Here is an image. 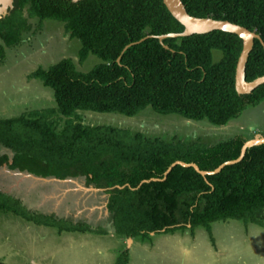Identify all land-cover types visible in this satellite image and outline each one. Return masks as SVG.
<instances>
[{
  "label": "trees",
  "instance_id": "obj_1",
  "mask_svg": "<svg viewBox=\"0 0 264 264\" xmlns=\"http://www.w3.org/2000/svg\"><path fill=\"white\" fill-rule=\"evenodd\" d=\"M188 12L241 24L264 41V0H183ZM27 10L28 16L24 12ZM64 23L82 47L80 62L90 54L100 62L83 72L69 58L33 71L54 90L57 107L32 110L0 119V142L13 151L0 156V166L42 178L85 177L87 187L105 189L107 208L115 232L127 238L149 239L152 233H174L206 227L217 221L264 220V144L247 150L242 161L217 174H200L178 160L214 170L240 156L247 138L238 135L212 146L170 142L143 132L109 125H86L73 119L79 110L118 112L135 116L147 107L161 114H179L224 126L241 116L248 106L264 101V84L240 94L235 74L243 39L230 32L168 37L161 42L148 35L184 31L163 0H13L0 18V37L6 46L20 42L30 31V18ZM135 43V44H132ZM129 46L125 51L124 49ZM0 45V58L4 56ZM223 57L214 61L213 51ZM264 75V45L255 39L246 67V79ZM66 117L57 131L50 117ZM157 178L143 182V180ZM164 179V180H163ZM142 183V184H141ZM23 201L0 190V211H13L40 225L60 231L107 230L92 225L64 226L41 214L21 210ZM128 249L116 264L129 263Z\"/></svg>",
  "mask_w": 264,
  "mask_h": 264
},
{
  "label": "rangeland",
  "instance_id": "obj_2",
  "mask_svg": "<svg viewBox=\"0 0 264 264\" xmlns=\"http://www.w3.org/2000/svg\"><path fill=\"white\" fill-rule=\"evenodd\" d=\"M24 14L28 16L27 10ZM29 23L31 30L24 31L14 46H6L0 37V45L5 46L4 56L0 58V119L57 107L53 88L29 76L38 68L47 69L69 58L80 71L88 72L100 62L94 54L80 62L82 43L70 36L63 22L46 19L39 28L40 19L35 17ZM222 57V51H213L214 61ZM52 118L60 132L67 118L60 115ZM73 119L86 125L143 132L147 137L170 142L212 146L238 135L247 140L264 135V101L248 106L240 117L224 126L213 125L206 119L197 121L174 113L161 114L150 106L135 116L79 110ZM3 154L11 158L13 151L0 142V156ZM85 186L84 177L46 181L27 172L10 170L6 163L0 166V190L23 201L24 206L16 208L51 217L48 220L64 226L80 221L79 225L114 228L112 215L105 206L107 195L104 191L87 190ZM94 234L60 232L56 226L37 224L13 211H0V264H116L114 256L119 253L122 256L127 249L128 264H264V220L262 224L234 219L217 221L212 223L211 231L200 226L193 232L188 228L155 233L149 239L124 237L121 243L122 237L117 234L111 237L113 240L107 239L109 245L105 238ZM114 240L118 241L115 247Z\"/></svg>",
  "mask_w": 264,
  "mask_h": 264
},
{
  "label": "water",
  "instance_id": "obj_3",
  "mask_svg": "<svg viewBox=\"0 0 264 264\" xmlns=\"http://www.w3.org/2000/svg\"><path fill=\"white\" fill-rule=\"evenodd\" d=\"M73 1L77 2L79 0H73ZM163 1L165 5L167 6V8L169 9V11L172 13V15L181 24L184 25L185 27L184 31L178 32V33H168V34H163V35H148L144 37L143 39H141L140 41L135 42V43H139L149 37H156L161 42H163V40L168 37H185V36H191L193 34H206V33H210L215 30L235 33L243 39V50L239 56L237 66H236V74H235V80H236L235 83H236V89L238 93L240 94L251 93L255 89H257L258 87L264 84V75L259 76L252 81H249L246 79L247 62L253 50L255 39H259L264 45V41L259 33L252 31L249 28L241 24L231 22L229 20L215 19L212 17L193 16L188 12L183 0H163ZM9 7H13V0H0V18L7 14ZM135 43H132V44H135ZM132 44L128 45L124 49V51ZM262 144H264V135H258L251 139H248L244 143L242 150H241V154L238 158L226 161L214 170H202L197 163H188V162L181 161V160L175 161L165 172L164 179L167 178L168 174L172 171L174 166L179 165V164L185 167L192 166L200 174H202L205 177L207 175L217 174L220 171H222V169H224L226 166L242 161V159L245 157L247 150L249 148L256 146V145H262ZM29 175H31L34 178L46 180V181L51 180V179L59 180V181L67 180V179L61 180L55 177L54 178H42V177H38L30 173ZM151 180H157V178L143 180L142 183L146 181H151ZM84 188L90 191L105 190V189H100V188H95V187H86V186Z\"/></svg>",
  "mask_w": 264,
  "mask_h": 264
},
{
  "label": "crops",
  "instance_id": "obj_4",
  "mask_svg": "<svg viewBox=\"0 0 264 264\" xmlns=\"http://www.w3.org/2000/svg\"><path fill=\"white\" fill-rule=\"evenodd\" d=\"M63 130V129H62ZM61 130V131H62ZM51 178H54V177H51ZM74 177H69V178H67V180L68 179H73ZM85 178V177H84ZM101 191V190H100ZM102 191H104V193H105V190H102ZM95 192H97V191H95ZM6 193H8V192H6ZM106 194V193H105ZM107 195V194H106ZM108 197V196H107ZM107 202H108V200H107ZM106 206V210L108 211V213H110L109 212V210H108V208H107V204L105 205ZM7 212H11V211H7ZM228 221V220H227ZM112 226H113V220H112ZM61 232V231H60ZM69 232H71V231H69ZM72 232H77V231H72ZM79 232H82V231H79ZM84 232V231H83ZM86 232V231H85ZM84 232V233H85ZM97 234V235H96ZM118 233L117 232H115V229L112 227V228H110L109 230H107V233H105V234H98V233H95L94 234V236L96 235V236H98V237H103V238H105V241H106V243L108 242L107 241V239L108 238H111V237H114L115 235H117ZM152 234H154L155 235V233H152ZM151 234V237H153V235ZM114 235V236H113ZM119 235V234H118ZM119 236H121L122 238H120V243H121V241H123L122 239L125 237V236H122V235H119ZM115 238V237H114ZM117 238V237H116ZM127 238V237H126ZM112 239V238H111ZM119 239V238H118ZM129 239V238H128ZM131 239H139V238H131ZM130 239V240H131ZM113 240V239H112ZM140 240H142V238L140 237ZM145 241H148V240H145ZM113 243L112 244H114V246L113 247H115V246H117V242L118 241H116V240H114V241H112ZM122 243H125V242H122ZM137 243H139V242H137ZM108 244V243H107ZM109 245V244H108ZM119 255H120V253H119ZM119 255H117V256H114V257H116L115 258V260H117L118 259V257H120ZM103 261V260H102ZM114 262V261H113ZM102 264V263H101Z\"/></svg>",
  "mask_w": 264,
  "mask_h": 264
},
{
  "label": "clouds",
  "instance_id": "obj_5",
  "mask_svg": "<svg viewBox=\"0 0 264 264\" xmlns=\"http://www.w3.org/2000/svg\"><path fill=\"white\" fill-rule=\"evenodd\" d=\"M87 187V186H86ZM101 189V188H100Z\"/></svg>",
  "mask_w": 264,
  "mask_h": 264
}]
</instances>
